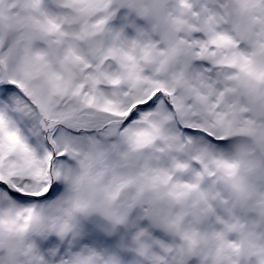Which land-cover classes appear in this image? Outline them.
<instances>
[{
  "label": "snow or ice",
  "instance_id": "obj_1",
  "mask_svg": "<svg viewBox=\"0 0 264 264\" xmlns=\"http://www.w3.org/2000/svg\"><path fill=\"white\" fill-rule=\"evenodd\" d=\"M0 264H264V0H0Z\"/></svg>",
  "mask_w": 264,
  "mask_h": 264
}]
</instances>
